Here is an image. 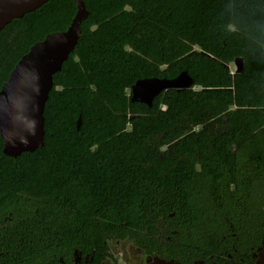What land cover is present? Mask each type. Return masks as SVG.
Returning a JSON list of instances; mask_svg holds the SVG:
<instances>
[{"label":"trees","instance_id":"16d2710c","mask_svg":"<svg viewBox=\"0 0 264 264\" xmlns=\"http://www.w3.org/2000/svg\"><path fill=\"white\" fill-rule=\"evenodd\" d=\"M83 1L89 16L54 75L44 146L12 158L0 136V178L12 193L23 185L51 189L55 173L86 157L90 208L78 213L106 226L148 225L180 204L202 138L195 126L215 129L241 111L253 119L264 111V0ZM76 12L74 0H49L0 32V90L31 47L66 31ZM238 58L244 70L233 75ZM183 72L193 79L189 89L164 91L151 107L132 102L137 81ZM222 131L217 140L228 141Z\"/></svg>","mask_w":264,"mask_h":264},{"label":"flooded vegetation","instance_id":"af4514ba","mask_svg":"<svg viewBox=\"0 0 264 264\" xmlns=\"http://www.w3.org/2000/svg\"><path fill=\"white\" fill-rule=\"evenodd\" d=\"M230 70L238 74L235 63ZM216 127L193 128L202 138L180 204L148 225L106 226L78 213L90 208L86 157L53 173L51 189L12 193L0 178V264H264V111L254 119L241 111ZM225 128L230 139L217 140Z\"/></svg>","mask_w":264,"mask_h":264},{"label":"water","instance_id":"95a60500","mask_svg":"<svg viewBox=\"0 0 264 264\" xmlns=\"http://www.w3.org/2000/svg\"><path fill=\"white\" fill-rule=\"evenodd\" d=\"M49 0H0V32L13 20L21 19ZM76 15L66 31L54 32L33 45L11 72L0 91V136L4 154L17 158L44 146V111L53 88L54 75L61 71L65 61L81 38V23L89 12L83 0H74ZM237 73L244 70L242 58L235 60ZM193 85L187 72L174 79H142L132 88V102L152 106L155 97L164 91H182ZM81 120L78 121V127Z\"/></svg>","mask_w":264,"mask_h":264}]
</instances>
